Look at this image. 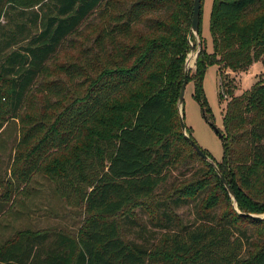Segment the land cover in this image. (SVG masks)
<instances>
[{
  "label": "trees",
  "instance_id": "trees-1",
  "mask_svg": "<svg viewBox=\"0 0 264 264\" xmlns=\"http://www.w3.org/2000/svg\"><path fill=\"white\" fill-rule=\"evenodd\" d=\"M192 2L0 0V132L11 119L20 126L14 190L44 172L64 201L83 212L74 233L45 229L7 239L0 264H264V220L236 211L179 125ZM201 15L202 0L200 50L187 83L193 81L192 96L209 122L202 80L208 66H217L218 98L228 99L215 162L237 209L262 214L264 81L235 94L226 75L256 62L264 69V0H212L210 52ZM91 17L94 36L81 64L56 65L69 84L47 80L53 58ZM77 79L78 90L88 84L80 96L53 104L52 97L68 98ZM34 93L40 107L29 103ZM182 146L204 168L167 187L182 166ZM189 206L193 218L182 224L176 210Z\"/></svg>",
  "mask_w": 264,
  "mask_h": 264
},
{
  "label": "rangeland",
  "instance_id": "rangeland-1",
  "mask_svg": "<svg viewBox=\"0 0 264 264\" xmlns=\"http://www.w3.org/2000/svg\"><path fill=\"white\" fill-rule=\"evenodd\" d=\"M211 5L212 0H202L200 34L209 52L211 51L209 31ZM95 20L94 17L89 18L79 31L70 36L63 44L49 64L51 76L47 77V80H55L58 85L69 84L66 80L67 77L58 73L56 65L79 66L81 64V60L84 59L92 43ZM194 69L193 63L190 67L191 74ZM226 76L230 80L231 85L235 87L234 93L240 94L256 80L264 81V69L260 62H256L246 72H231ZM80 83L82 82L78 81V79L75 81L71 88L76 90H69L67 99H60L55 103V98L52 97V103H58V105L63 107L76 100L88 85L86 84L85 88L78 90ZM219 83L217 66H208L203 76L202 87L208 104L204 113L209 122L202 116L200 105L192 96L194 91L193 81H189L186 85L182 104L184 122L188 133L193 137L197 145L202 150H206L212 160L217 162L220 161L222 156V146L215 128L222 133L221 115L228 99V97H223V100H219ZM34 101L37 102V107H40L42 102L40 94L34 93L29 99L30 104L31 102L34 103ZM19 132L20 126L18 122L12 119L4 125L0 132V229L6 227L9 230L3 236H0V244L7 239H12L18 233H34L45 229L74 233L81 224L83 218L82 209L79 206L68 205L56 191L54 181L44 172L34 174L29 182L17 185L18 188L14 190L16 182L13 172L21 163L16 160L18 155L16 143L19 138ZM181 149L180 164L182 166L173 169L171 178L166 184L167 187L173 181L175 184L184 182L193 176V172L196 171L195 173H197L199 168H204L200 159L193 156V152L189 147L182 146ZM7 190L9 191V197L6 196ZM193 211L194 209L191 206L182 207L176 210V216L180 223H187L193 218ZM134 213H137L139 218H145L143 212L137 208L134 209Z\"/></svg>",
  "mask_w": 264,
  "mask_h": 264
},
{
  "label": "water",
  "instance_id": "water-1",
  "mask_svg": "<svg viewBox=\"0 0 264 264\" xmlns=\"http://www.w3.org/2000/svg\"><path fill=\"white\" fill-rule=\"evenodd\" d=\"M200 2L201 0H193L192 2V16H191V25H190V29L187 35V41L189 43L190 46V51L187 54V57L185 59L184 62V74H183V81L180 85V89H179V93H178V98H177V111H178V116H179V125L182 131L183 136L185 137V139H187V141L189 142V144L193 147V149L195 150V152L205 161L209 162L219 180L221 181L223 187L225 188L229 198L232 201V204L234 206V208L236 209V211L238 213H240L241 215L247 216L252 218L253 220L256 221H262L264 220V213L262 214H254V213H241L236 206V200H235V195L231 189V187L228 185V182L226 181V179L224 178V176L221 174V172L219 171L216 162L214 160H212V158L210 156H208L198 145L197 143L194 141L193 138H191L187 131H186V125L184 122V115L182 112V104L184 101V94H185V89H186V85H187V77H188V73L190 70L191 65L189 64V59L190 56L193 55V63H195L196 58L198 57L199 54V50H200V39H199V35H198V31H199V22H200ZM194 35L195 39H196V45L193 44V42L191 41V36ZM215 131H217V129L215 128Z\"/></svg>",
  "mask_w": 264,
  "mask_h": 264
},
{
  "label": "crops",
  "instance_id": "crops-1",
  "mask_svg": "<svg viewBox=\"0 0 264 264\" xmlns=\"http://www.w3.org/2000/svg\"><path fill=\"white\" fill-rule=\"evenodd\" d=\"M5 226H8V225H5ZM7 231H9L8 229H6V227H2L0 229V236H3L5 233H7ZM1 238V237H0Z\"/></svg>",
  "mask_w": 264,
  "mask_h": 264
},
{
  "label": "bare ground",
  "instance_id": "bare-ground-1",
  "mask_svg": "<svg viewBox=\"0 0 264 264\" xmlns=\"http://www.w3.org/2000/svg\"><path fill=\"white\" fill-rule=\"evenodd\" d=\"M189 64L192 65L193 64V55L190 56V59H189Z\"/></svg>",
  "mask_w": 264,
  "mask_h": 264
}]
</instances>
